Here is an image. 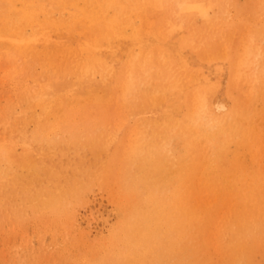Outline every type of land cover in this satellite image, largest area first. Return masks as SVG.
I'll use <instances>...</instances> for the list:
<instances>
[{
  "label": "rangeland",
  "instance_id": "rangeland-1",
  "mask_svg": "<svg viewBox=\"0 0 264 264\" xmlns=\"http://www.w3.org/2000/svg\"><path fill=\"white\" fill-rule=\"evenodd\" d=\"M174 1L175 0H167L165 7H163L161 10H157L155 12L150 13L151 19H153L154 24H155V30L157 29L161 34L163 33L162 34V41H161L158 49L155 50L156 54H155V52L153 53L154 54L153 55V63H152L153 67L151 68L149 75L144 74V72H142V71H139L138 68H136V70L133 73V77H134L133 80L136 79L135 82H137L138 89H139V86L141 85L140 86L141 91L138 90L139 92H137V93L133 92L130 95H126V91H125V94H124V96L126 95L125 97H123V95L121 93L124 92V87L126 85V83H124V82L127 81L125 79H127V74H128V69H129L127 59H128V51L130 50V48L128 47L127 43L122 42V41H120L121 43H118V44L114 43V42H113V44H111L107 40H105V37H103L105 35V34H103L105 31L103 30V24L102 23H100L96 28H93V26H89V25H83L82 27H80V30H76V34H71L70 37L67 38V40H66L67 48L70 50V52L68 50V51H65L64 53H60V54L57 53L56 54L57 58L55 57L56 60L55 59L53 60L54 64H53L51 71L47 70L45 68H42L38 64H35L34 61L29 59V58H24V57H16L15 58L14 56H16V55H10L7 53L6 50L0 48V147L5 148L7 154L11 153L12 161H13L12 165L9 164L10 170H8V171H10V172L9 173L6 172L4 174L5 179L3 177V180H0L1 181L0 185L3 186L2 188L0 186V205H1L0 206V233H2V234H0V239H1L0 240V243H1L0 244V261H1L0 264H29V263L30 264H65V263L66 264H71V263L72 264H84V263L85 264L86 263L87 264H91V263L92 264H104V263L110 264V262L112 260V256L114 255V253H116L119 249H121L123 247V245H121V244H123V242L122 241L120 242L119 240H117L118 237H116L118 229L120 228V226H122V222L125 219V217L127 216V214L129 212L132 213L133 208L136 205L142 204L143 199L147 197V188L145 187V184L143 183L144 176L149 177L151 179V181H153V182L158 181L159 177L160 178L164 177L166 179V180L163 179L164 183H165L163 185V191H164L166 198L168 200L165 202L168 203V205H170L169 208L171 207V209H172V207L175 206V203H173V199L175 197L179 198L180 195H182L183 198L186 197V199H184V204L188 202L187 204H185V206L188 209L196 207L197 204L193 201V199L192 198L188 199V197L186 196L187 193L182 188V187H184V185L182 186V183L180 184L179 174H176V173H178V170H179L178 161H180V157L182 156V153H183L184 138L180 134V132L178 131V127H176L175 125H176L177 120L184 123V120L187 118L188 114L190 113V111L193 107L192 103H193L195 97L198 96L197 94H199V97L200 96L203 97V95H204L203 93H205L203 98H205L207 100V103L209 105L208 110H209L211 117L213 119H215L216 121H221L223 123H227L229 121L230 122L235 121V127L236 128H235L234 132L232 133L233 138H231L230 141L227 140L228 144L226 143L225 148H224V146H218L212 152V156H210L211 162H210L208 169H207V172H209V173L206 172V175H208V176L206 177L207 179H203L204 185H202V187H201V191H202L201 193H202L204 199H206V197H207L206 202L202 198V201H203L202 203L204 205L201 203L202 204L201 210L203 211V218L205 220H203L204 222L202 221L203 226H202V223L199 224V225H201V227L196 225L197 229L196 228L194 229V233L197 231L196 233L199 236H197V234H196L197 237H195V238H197V239L194 238L196 241L193 240L192 242H193V244H195L196 242H197V244H201L204 242L203 243L204 245L203 244L201 246L199 245L200 247L197 245L198 247L195 250H196V252L198 250L202 251V252H197V256H199L202 259L205 258L203 260H204V262L207 261V263H209L211 259H212L211 261L214 262L217 259L219 260L221 258H223V259L225 258V260L228 262V264H231V263L232 264H240V263L241 264L242 263L243 264H258V263L264 264V252H263V250H264V196H263L264 195V172H263L264 171V167H263L264 166V138H262V137H264V108L262 109V107L264 106V97H263V95H264V91H263V89H264V74H263L264 73V63H263L264 62V50H263L264 49V44H263L264 43V22H263L264 21V6H263L264 0H249V1L248 0H246V1L245 0L244 1L243 0H241V1L240 0H215V1L214 0H200V2L202 1L201 3H203V4H205V3L209 4L212 7L213 11L215 12V15H213V12H211V18H210L211 20H208L207 18L199 15L196 12L193 14H192V11L191 12H184V13L179 12L180 10L178 9L177 4ZM230 1H232V2H230ZM6 2H7V0H0L1 10L6 9ZM221 2H223V3H221ZM244 2L247 4H245ZM220 3L222 5H219ZM249 3H251V4L249 5ZM215 4H217V5H215ZM245 6H247V8ZM222 8H223V10H222ZM251 8H253V9H251ZM233 11L235 13H233ZM256 11H258L259 14ZM189 13L192 15H190ZM167 15H169L170 18ZM171 15H172V17H171ZM218 15L220 16L219 20H217ZM245 16L247 19L245 18ZM183 18H184V20H183ZM220 18H221V20H220ZM222 18L223 19L225 18V19L223 20ZM193 19H194V21H193ZM198 19H201V22ZM239 19L241 20V22H239ZM243 21H245V22H243ZM207 24H209V26ZM222 24H224V25L221 26ZM243 26L245 27V29ZM201 27L203 30L201 29ZM220 27H221V29H219ZM257 27L259 29H257ZM223 28H224V30H223ZM187 29H188V31H187ZM170 30H171V32H170ZM213 30H215V31H213ZM230 30H232V31H230ZM209 32H210V35H209ZM100 33L102 35H100ZM211 33H213V34H211ZM217 33L219 34V36H217L218 35ZM226 33H227V36H226ZM202 35H203V37H202ZM252 35H253V37H252ZM56 36H57L56 34L52 35V40H55ZM261 36H263V37H261ZM76 37L79 39H77ZM92 37H93V39H92ZM175 37H176V39H175ZM191 37H192V39H191ZM183 38H184V40H183ZM251 39L253 42L251 41ZM180 40H182V41H180ZM197 40H198V42H197ZM221 40H223L222 44H221ZM249 40H250V43L253 46L252 48L256 52L257 56H256V58L254 57L252 64L243 70L242 77L237 80L236 71H237V66H238V60L240 59V55L242 53L243 46L245 45L246 41H249ZM89 41H90V43H88ZM94 41H97L99 43V45H101L103 43L101 46H103V45L104 46L103 47L100 46L98 48V50H100V53H101L100 55H101L102 60L103 61L108 60V61H105V65L107 64L108 67H106L107 69L106 68L101 69L100 68L101 65H98V66L96 65L97 67H94L95 73L89 77L90 79L87 78L86 82H85V80H83L81 83H79L78 81H76L74 75H75V71H78V68H77L78 64L77 63L79 62L78 60H80V57H81L80 45L81 44L83 45L85 43L84 46H87V45H90ZM70 42H71V44L69 45ZM179 42H181V43H179ZM183 42H184V45L182 44ZM256 42H259L260 44L256 43ZM79 43H81V44H79ZM224 43H225L226 47H225ZM77 45H79V48ZM215 45H216V47H215ZM113 46H115L116 48ZM160 46H161V48H160ZM112 47L115 48L114 51H113ZM215 48H217V49H215ZM223 49H225V52H223L224 51ZM106 50H108V51H106ZM118 50L120 52H118ZM76 51H77V53H76ZM105 51H106V54H105ZM115 51H117V52H115ZM162 51H163V55L165 58L161 57ZM176 51H178L179 53L182 52V56L188 61V64L186 67L181 65V62L178 58ZM188 53H190V54H188ZM225 53H226V55H225ZM69 55H71V56H69ZM105 55L107 57H105ZM111 55L113 56L112 59H111V57H112ZM116 55H117V57H115ZM74 56L76 59L73 58ZM185 56H187V57H185ZM76 60H77V62H76ZM156 60L158 61V63ZM226 60H228V61H226ZM58 62H59V64H58ZM115 63H117V65ZM227 64H228V66H227ZM60 65H62V66H60ZM166 65H169L171 68L167 67ZM180 65H181V67H180ZM102 66H104V65H102ZM188 66H191V67H188ZM7 67H8V69H7ZM177 67H179V68H177ZM99 68H100V70H99ZM111 69H113V71ZM124 69H125V71H124ZM176 69H178V71ZM185 69H187V70H185ZM254 69H255V71H254ZM164 70H165V72H163ZM174 70H175V72H174ZM220 70H222L223 74H222V72L221 73L219 72ZM101 71H103V72H101ZM159 71L161 73H159ZM100 72H101V74H100ZM119 72H120V74H122L121 76H120ZM123 74H124V77H122ZM186 74H188V75H186ZM104 75H107V76H104ZM110 75H113V76H110ZM142 75H145V76H143V78H142ZM254 76H255V78H254ZM63 77L65 78L64 81H63ZM97 77H99V78H97ZM103 77H105V79ZM177 78H178V80H177ZM151 79H152V81H151ZM226 79H227V82H226ZM53 81H54V83H53ZM121 81H122V83H121ZM50 82H52V84H50ZM184 82H186V85ZM85 83L87 86L85 85ZM113 83L114 84L116 83V84L114 85ZM161 83H162V85H161ZM217 85H219V86L217 87ZM67 86H69V87H67ZM145 86H146V88H145ZM259 86L261 89L263 88L262 91H261V89H259ZM101 87L103 88V91H101L102 90ZM116 88H118V89L115 91ZM44 89H47L48 92L52 96L58 98L59 101L61 102V106L57 110H53L50 113L49 117H47L39 109H34L30 106V104H28V101L31 100V98H33L36 94L43 92ZM97 89H99V90L97 91ZM154 90H158L160 92L157 95L163 96L162 92L167 94L168 101H166V102L160 101L158 104H153L152 100H150V99H152V95L149 93H152ZM202 90H205V92L204 91L202 92ZM189 91H191L192 93ZM199 91L201 92V94ZM75 92H77V94H79L77 97H75V94H76ZM258 92H260V93H258ZM223 93H224V95H223ZM116 94H117V96H116ZM190 95H192V96L194 95L193 98ZM243 95H246V96H243ZM133 96L135 97L134 100H133ZM117 97L119 100L117 99ZM127 97H129V98H127ZM86 98H88L89 100ZM188 98H190V99H188ZM91 99H93V101ZM126 100L128 103L125 107L124 103L126 102ZM140 101H142V103ZM249 101H250V103H247ZM98 102H100L101 105ZM102 102L107 104V105L103 104ZM120 102H121V105L119 104ZM147 102H149L150 104ZM175 102H177V103H175ZM160 104H161V106H160ZM218 104L225 105L226 106L225 109H219L218 110ZM230 104H232V106ZM250 104H251V106H250ZM116 105H118V106H116ZM237 105H238V107H237ZM252 105H254V106H252ZM141 106L142 107L145 106V107L142 108ZM146 106H148L149 108ZM159 106H160V108H159ZM179 106H181V107H179ZM242 106L244 107V109ZM249 107H251L250 109L252 111L249 109ZM255 107H256V109H254ZM17 108H19L20 110ZM259 108H260V110H259ZM102 109H103V111H102ZM155 109L157 110L158 114L156 113ZM14 110L16 112L17 111L18 112L16 113V112H14ZM118 110H120V111H118ZM216 110H218V111H216ZM99 115H102V117L104 118V121H103V118ZM42 117L44 119H42ZM249 117H251V118H249ZM252 117H254L253 118L254 120L252 119ZM130 118H133V119H130ZM105 119H106V121H105ZM116 119H118V120H116ZM245 119L247 120V122H245ZM248 119H249V121H248ZM156 120L158 121V124H156L157 123ZM153 121L155 122V124H153L154 123ZM164 122H165V124H164ZM144 123H145V125H144ZM261 123H263V124H261ZM106 124H108L109 126H107ZM146 124L149 126H147ZM259 124H261V125H259ZM105 125L107 128L105 127ZM133 125H135V127H133ZM157 125H159V127ZM136 126H139V127H136ZM114 128L116 129V131ZM134 128H135L136 132L134 131ZM130 129H131V131H130ZM159 129H161V130H159ZM137 130H139V131H137ZM143 130H146V131H143ZM103 131H104V133H102ZM159 131H160V133H159ZM170 132H171V134H170ZM236 132H238L239 134L237 133V135H236ZM248 132H250V133H248ZM255 132H257L259 134L255 133ZM2 134H4V135L2 136ZM91 134H93V135H91ZM145 134H147V135H145ZM248 134H251L252 137H251V135L247 136ZM130 135H132V136H130ZM148 135L150 136L149 138H148ZM151 135L154 137H152ZM92 136L94 137L95 140L92 138ZM168 136H169V138H168ZM237 136L238 137L240 136V138H238ZM144 137L147 139H145ZM255 137L257 138V140ZM159 138H161V139H159ZM242 139H244L247 142H245ZM161 140H163V141H161ZM165 140H166V142H165ZM167 140H169V141H167ZM236 140H237V142H236ZM95 141H97V142H95ZM154 141L156 143L158 142V144H156ZM159 141H160V144H159ZM164 142H165V145L167 144L166 146L164 145ZM168 142H170V143L172 142L171 145ZM127 143H129V144H127ZM92 144L93 145L95 144V145L93 146ZM179 144H181V145H179ZM146 145H148L150 148L154 145L155 148L158 150V152H160L161 150H162V152L168 151V153H167L168 156L165 153V165L163 168V170L166 169V171L164 170L162 175H160V174L158 175L155 172H149L150 175L146 172L143 173L140 168L134 167V164L132 162L128 161V156L130 154V151L133 148H135L136 146L146 147ZM161 145L163 147H161ZM82 146H83V148H82ZM99 146H101V147H99ZM73 147L76 148V150H74ZM81 149H82V151H80ZM99 149H101V150H99ZM223 149H224V151H223ZM249 149H250V151H249ZM70 150H71V152H70ZM261 150H263V152ZM67 151H69V152H67ZM247 151H249V152L247 153ZM94 152H96V154ZM107 153H109V154H107ZM171 153L172 154L174 153V154L170 158L169 155L171 156L172 155ZM250 153H252V154H250ZM85 154H86V156H85ZM103 154H104V156L106 155L104 158H103ZM257 154L259 156H257ZM68 155H70V157ZM56 158H58L59 160ZM216 158L218 159V161ZM106 159L109 161H107ZM214 160H215V162H213ZM18 161H19V163H18ZM228 161H231V162H228ZM87 162H88V164H87ZM109 162H111V163H109ZM222 162H224V163L222 164ZM105 163H106V165H105ZM118 163H119V165H122V164L123 165L118 166ZM226 163L228 165L227 167H226ZM242 163H243V165H242ZM57 164H58V166H57ZM63 164L65 166H63ZM82 164H84V165H82ZM103 165H105L106 168L103 167ZM100 166H102V168H100ZM233 166L235 167V170H232V169H234ZM122 167L124 168V170ZM166 167H168V168H166ZM63 168H66V169H63ZM95 168L97 169L98 173H97ZM98 168H100V169H98ZM237 168H238V170H237ZM241 168H243V169H241ZM244 168L245 169L247 168V169L245 170ZM101 169H104V170H101ZM212 169H214V171L216 172V175ZM23 170H24V172H23ZM54 170L57 174L54 172ZM61 170H63V172ZM218 170H220L222 172H217ZM229 170L231 171V173H229L230 172ZM17 171L19 172V174H17ZM94 171L96 172V174L94 173ZM130 171H132V172H130ZM138 171L142 172L143 174L139 173ZM210 171H211V173H210ZM251 171H252V173H251ZM136 172L138 174H136ZM164 172H166V173H164ZM244 172H245V174H244ZM103 173H104V176H103ZM130 173L132 174V176ZM133 173L135 174V176L136 175L137 176L135 177L133 175ZM145 173L148 174V176ZM212 173H214V174H212ZM257 173H259V174H257ZM87 174H89V175H87ZM98 174L101 176H99ZM123 174H124V176H123ZM154 174H155L156 178H155ZM210 174H211V176H210ZM21 175H22V177H21ZM94 175L96 177L89 178V177H92ZM127 175H129L130 178ZM138 175H140V176H138ZM218 175H220V176H218ZM223 175H225V176H223ZM256 176H259V177H256ZM260 176L263 178H261ZM97 177L99 180L97 179ZM101 177H102V179H101ZM209 177H211L210 179H212V180H210ZM90 179H92V181L93 180L94 181L92 182ZM103 179L104 180L106 179L105 182ZM231 179H232V181H231ZM260 179H262V181ZM137 180L139 181V183ZM204 180H206V181H204ZM208 180H210V181H208ZM2 181H4V182H2ZM140 181H142V182H140ZM62 182H64V183H62ZM77 182H79V184L85 185L87 187V191L85 192V194L83 193L82 197H80L79 200L83 199V197H85L87 199L85 200V198H84L83 199L84 201L81 200L83 202L78 201V199H77V201L75 200L76 202L75 201L71 202L72 203L71 209L76 210V211L74 210L75 214H73V219H66L65 220L66 217L63 213L62 214L51 213V210L49 209V207H47L45 205V203L47 202V196L49 195L48 193L50 191L53 192L54 190L64 191V190L68 189V187L70 185L75 184ZM100 183H101V185H100ZM217 183H218V185L220 184L219 185L220 187L217 185ZM132 184H133L134 190L132 189V187H130V186H132ZM143 184H144V186H143ZM221 184H222L223 188H221L222 187ZM240 184H241L242 188H241ZM4 185H5V187H4ZM140 185H142V187H140ZM88 187H89V189H88ZM92 187H93V189H92ZM135 187H136V189H135ZM205 187L206 188L208 187V188L206 189ZM226 187H228V188H226ZM249 187L251 190L249 189ZM90 188H91L92 192L90 191ZM110 188L111 189L114 188L113 189L114 191L112 192V190ZM124 189L128 190L129 192L124 191ZM138 189H140V190H138ZM209 189L212 191H210ZM216 189H217V191H216ZM228 189H229V192H226V191H228ZM230 189H231V191H230ZM121 190H123V192H121ZM221 190H223V191H221ZM181 191H182V193H181ZM205 191H206V193H205L206 195L203 194ZM233 191L235 194L233 193ZM217 192H218V194H216ZM110 193L112 194V196L114 198L111 196ZM107 194H110L109 198H108ZM102 195H103V197L104 196H107V197L102 199ZM115 195H117V196H115ZM122 195H124V196H122ZM221 197H222V200L224 199L223 201L220 199ZM227 197H229V198H227ZM45 198H46V200H45ZM122 198H126V199H122ZM130 198H132V200H134V202L131 201ZM243 198H245V199H243ZM114 199H116V200H114ZM135 199H137V200H135ZM170 199H171V202H170ZM208 199L209 200L215 199V200L212 201L213 202L212 203ZM113 200H114V202H113ZM138 200H140V202ZM43 201H45V202H43ZM117 201H118V203H117ZM125 201L126 202L129 201V202L126 203ZM209 202H211V203H209ZM214 202H215V204H214ZM223 202H225V203H223ZM124 203L127 204V207L125 206L126 204H124ZM208 203L210 204V206ZM80 204H82V205H80ZM128 204L131 207H129ZM194 204H195V206H194ZM212 204H214V205H212ZM224 205H225V208H224ZM248 205H249V207H248ZM76 206H78V207L76 208ZM81 206H83V207H81ZM45 207H47V208H45ZM73 207H75V208H73ZM210 207H212L214 209L216 208L215 211L212 212L214 209H212V208L210 209ZM229 207H231V209L234 210L235 212L232 211ZM243 207H245V208H243ZM123 208H125V209H123ZM42 209L44 210L43 212H42ZM130 209H131V211H130ZM206 209H208V210L206 211ZM220 209H221V211H220ZM229 209H230V211H229ZM242 210H243V212H242ZM82 211H84V212H82ZM210 211L212 214L210 213ZM219 211H220V213L222 211L223 212L220 214ZM229 212H230V215H229ZM234 213H235L236 217L233 216ZM204 215H206V218ZM57 216H59V217H57ZM107 216H108V218H107ZM215 216H216V218H215ZM224 216H225V218H224ZM227 216L229 217V219L227 218ZM220 218H223V219H220ZM207 219H210L211 222H210V220L207 221ZM212 219H215V220H212ZM227 219H228V221H227ZM108 222L111 224H109ZM227 222L230 226L227 224ZM58 223H59V225H58ZM119 223H120V225H119ZM18 224H19V226H18ZM33 225H34V227H33ZM206 225L210 229H208V228L204 229V227L206 228ZM214 225H216V226H214ZM3 226H4V228H3ZM61 226H62V228H61ZM228 226L231 229L233 228L232 232ZM19 227H21V228H19ZM211 227H212V229H211ZM109 228H111V229H109ZM63 229H64V231H63ZM222 229L224 230V232ZM215 230L216 231L222 230L221 232H223V234H221V236H220L221 232L219 233V231L216 232ZM234 230H235V232H234ZM34 231H36V232H34ZM33 232L35 233V236H34ZM49 233H51V234H49ZM53 233H58V234L53 235ZM243 233L246 235H244ZM242 234L244 237L242 236ZM262 234H263V236H262ZM36 235H37V237H36ZM78 236H80L79 237L80 242H79V240H76L78 238ZM194 236H195V234H194ZM215 236L220 237V240H219L220 242H217L218 240ZM222 236H223V238H222ZM230 236H231V239H229ZM115 237H116V239H115ZM33 238H35L36 240ZM46 238H47V240H46ZM20 239H21V241H20ZM66 239H67V241H66ZM252 239H254V240H252ZM48 240H50V241H48ZM51 240H53V241H51ZM63 240L66 242H64ZM96 240H98V241H96ZM104 241H105V243H104ZM117 241H118V244H117ZM248 241H249V243H248ZM259 241L262 243H260ZM58 243H62L63 245L62 244L59 245ZM73 243L74 244L76 243V244L74 245ZM228 243L229 244L231 243V244L229 245ZM258 243L260 244V246L258 245ZM4 244H6V245H4ZM24 244H25V246H24ZM209 244H211L212 247ZM64 245L66 246V248L64 247ZM261 245H262V247H261ZM226 246H228V247H226ZM248 246H250L251 250L249 249ZM55 247H56V249H54ZM67 247H68V249H67ZM84 247H85V249H84ZM98 247H99V249H98ZM217 247H219L221 249H218ZM31 248L32 249L34 248V249L32 250ZM103 248H105V249H103ZM113 248H115V250ZM237 248H239V249H237ZM243 248H244V250H243ZM246 248L248 250H246ZM252 248H254V249H252ZM261 248H263V249H261ZM73 249H74V251H73ZM202 249H204L206 252L203 251ZM225 249L227 250V253H226ZM240 249H242V250H240ZM258 249H260V252ZM16 250H17V252H16ZM236 250H238L241 254H239V252H237ZM12 251H14V252H12ZM60 251H62L61 252L62 254L60 253ZM243 251H244V253H243ZM256 251H258L259 253ZM31 252H32V254H31ZM216 252H217V254H216ZM230 252L231 253L234 252V253H232V256H231ZM246 252L248 255L246 254ZM6 253H7V255H6ZM104 253H106V254H104ZM164 253H165V251H164ZM212 253H213V255H211ZM236 253H238V255ZM49 254H50V257H49ZM109 254H111V255H109ZM203 254H205V256H203ZM219 254H222L221 255L222 257ZM225 254H226V256H225ZM258 254H260V255H258ZM28 255H29V257H28ZM83 255L85 258L83 257ZM66 256H68L69 258ZM212 256H213L214 260H213V258H211ZM245 257H247V258H245ZM165 258L168 259L167 256ZM237 258H240L242 260H240V259L238 260ZM250 258H252L251 259V260H253L252 262L250 261ZM108 259H109V261H108ZM14 260H15V262H14ZM32 260H34V261H32ZM57 260H59V261L57 262ZM21 261H23V262H21ZM45 261H46V263H45ZM172 264H174V262H172Z\"/></svg>",
  "mask_w": 264,
  "mask_h": 264
},
{
  "label": "bare ground",
  "instance_id": "bare-ground-1",
  "mask_svg": "<svg viewBox=\"0 0 264 264\" xmlns=\"http://www.w3.org/2000/svg\"><path fill=\"white\" fill-rule=\"evenodd\" d=\"M166 1L167 0H7L6 2V9L5 10H1L0 8V48L4 49L7 51L8 54L10 55H16L14 56L16 57H24V58H29L31 60L34 61L35 64L40 65L42 68H45L47 70L52 69L53 64H54V59L56 60V54H60V53H64L65 51H68L69 49L67 48V43L66 40L67 38L70 37L71 34H76V30H80V27H82L83 25H89V26H93V28H96L100 23L103 24V30L105 31L103 34H105L103 37H105V40H107L109 43L113 44L114 43H121L125 42L127 43L128 47L130 48V50L128 51V59H127V63H128V74H127V80L126 85L124 87V92L121 93L123 95V97H125L126 95H130L131 93H137L139 92L138 90H140V86L138 89L137 86V82H135L134 77H133V73L136 70V68H138L139 71L144 72V74L149 75L153 63V53L155 52L156 49H158L161 41H162V34L156 29L155 30V24L153 19H151L150 13L151 12H155L157 10H161L163 7H165L166 5ZM215 1V0H214ZM241 1V0H240ZM244 1V0H243ZM246 1V0H245ZM249 1V0H248ZM177 4V7L179 12H191L193 13H198L199 15L207 18L208 20H211V12H213V15H215V12L213 11L212 7L209 4H203L200 2V0H175L174 1ZM226 2V1H225ZM224 2V3H225ZM232 2V1H230ZM223 3V2H221ZM219 5H222V4ZM245 3V2H244ZM247 4V3H245ZM251 3H249L250 5ZM217 5V4H215ZM218 5V6H219ZM229 5V4H228ZM224 6V5H223ZM264 6V5H263ZM233 7V6H232ZM247 8V6H245ZM219 8V7H218ZM250 8V7H249ZM176 9V8H175ZM221 9V8H220ZM244 9V8H243ZM253 9V8H251ZM223 10V8H222ZM238 11V10H237ZM220 12V11H219ZM224 12V11H223ZM258 14L259 12L256 11ZM222 13V12H221ZM233 13H235L233 11ZM249 13V12H248ZM169 14V13H168ZM190 14V13H189ZM190 14V15H192ZM227 14V13H226ZM220 15V14H219ZM217 16V20H219V17L221 16ZM248 15V14H247ZM169 17V15H167ZM179 16V15H178ZM183 16V15H182ZM185 16V15H184ZM261 16V15H260ZM263 16V15H262ZM172 17V15H171ZM251 17V16H250ZM170 18V17H169ZM193 18V17H192ZM226 18V17H225ZM224 18V19H225ZM246 18V16H245ZM161 19V18H160ZM223 19V18H222ZM223 19V20H224ZM247 19V18H246ZM262 19V18H261ZM170 20V19H169ZM177 20V19H176ZM184 20V18H183ZM201 22V19H198ZM221 20V18H220ZM222 20V21H223ZM258 20V19H257ZM194 21V19H193ZM197 21V20H196ZM247 21V20H246ZM254 21V20H253ZM239 22H241V20L239 19ZM238 22V23H239ZM245 22V21H243ZM264 22V21H263ZM229 23V22H228ZM205 24V23H204ZM213 24V23H212ZM211 24V25H212ZM227 24V23H226ZM232 24V23H231ZM240 24V23H239ZM238 24V25H239ZM245 24V23H244ZM206 25V24H205ZM209 26V24H207ZM224 24H222L221 26H223ZM246 25V24H245ZM165 26V25H164ZM198 26V25H197ZM214 26V25H213ZM230 26V25H229ZM162 27V26H161ZM236 27V26H235ZM234 27V28H235ZM244 27V26H243ZM248 27V26H247ZM252 27V26H251ZM263 27V26H262ZM164 28V27H163ZM199 28V27H198ZM238 28V27H237ZM175 29V28H174ZM189 29V28H188ZM187 29V31H188ZM202 29V27H201ZM221 29V27L219 28ZM245 29V27H244ZM257 29H259L257 27ZM162 30V29H161ZM168 30V29H167ZM200 30V29H199ZM203 30V29H202ZM224 30V28H223ZM234 30V29H233ZM251 30V29H250ZM215 31V30H213ZM228 31V30H227ZM226 31V32H227ZM232 31V30H230ZM171 32V30H170ZM190 32V31H189ZM188 32V33H189ZM193 32V31H192ZM196 32V31H195ZM204 33V32H203ZM224 33V32H223ZM240 33V32H239ZM56 34V39L52 40V35ZM184 34V33H183ZM198 34V33H197ZM202 34V33H201ZM205 34V33H204ZM213 34V33H211ZM218 34V33H217ZM100 35H102L100 33ZM169 35V34H168ZM210 35V32H209ZM224 35V34H223ZM200 36V35H199ZM215 36V35H214ZM219 36V34L217 35ZM222 36V35H221ZM220 36V37H221ZM227 36V33H226ZM102 37V36H101ZM168 37V36H167ZM196 37V36H195ZM203 37V35H202ZM205 37V36H204ZM209 37V36H208ZM253 37V35H252ZM263 37V36H261ZM77 38V37H76ZM210 38V37H209ZM222 38V37H221ZM79 39V38H77ZM93 39V37H92ZM176 39V37H175ZM192 39V37H191ZM215 39V38H214ZM223 39V38H222ZM233 39V38H232ZM231 39V40H232ZM260 39V38H259ZM258 39V40H259ZM91 40V39H90ZM184 40V38H183ZM200 40V39H199ZM76 41V40H75ZM82 41V40H81ZM80 41V42H81ZM101 41V40H100ZM171 41V40H170ZM182 41V40H180ZM190 41V40H189ZM223 40H221V44ZM252 41V39H251ZM173 42V41H172ZM176 42V41H175ZM198 42V40H197ZM196 42V43H197ZM206 42V41H205ZM253 42V41H252ZM76 43V42H75ZM90 43V41L88 42ZM106 43V42H105ZM181 43V42H179ZM194 43V42H193ZM201 43V42H200ZM199 43V44H200ZM232 43V42H231ZM259 43V42H256ZM71 44V42L69 43V45ZM73 44V43H72ZM78 44V43H77ZM81 44V43H79ZM103 44V43H102ZM101 44V45H102ZM184 45V42L182 43ZM191 44V43H190ZM203 44V43H202ZM201 44V45H202ZM260 44V43H259ZM264 44V43H263ZM85 43L82 45H80V50H81V57L80 60H78L79 62L77 63V68L78 71H75V79L76 81H78L79 83H81L83 80H87V78H89L91 75H93L95 73V69L94 67H97L98 65H101V69L108 67L107 64L105 65V61L108 60H102L101 58V53L100 50H98V48L101 46L99 45V43L97 41L92 42L90 45L84 46ZM110 45V44H109ZM115 45V44H114ZM225 45V43H224ZM79 48V45H77ZM104 46V45H103ZM101 46V47H103ZM182 46V45H181ZM196 46V45H195ZM232 46V45H231ZM69 47V46H68ZM115 47V46H113ZM112 47V48H113ZM119 47V46H118ZM197 47V46H196ZM202 47V46H201ZM216 47V45H215ZM226 47V45H225ZM253 46L249 41H246L245 45L242 48V53L240 55V59L238 60V66H237V71H236V78L237 80L240 79L242 77V72L245 68L249 67L252 64V61L254 60V57L256 58L257 54L254 51V49L252 48ZM261 47V46H260ZM77 48V49H78ZM116 48V47H115ZM115 48H113V51L115 50ZM161 48V46H160ZM163 48V47H162ZM203 48V47H202ZM223 48V47H222ZM107 49V48H106ZM185 49V48H184ZM195 49V48H194ZM217 49V48H215ZM227 49V48H226ZM236 49V48H235ZM260 49V48H259ZM79 50V51H80ZM102 50V49H101ZM104 50V49H103ZM112 50V49H111ZM182 50V49H181ZM203 50V49H202ZM201 50V51H202ZM225 52V49H223ZM264 50V49H263ZM78 51V50H77ZM76 51V53H77ZM108 51V50H106ZM105 51V54H106ZM257 51V50H256ZM261 51V50H260ZM259 51V52H260ZM70 52V50H69ZM72 52V51H71ZM117 52V51H115ZM118 52H120L118 50ZM75 53V52H74ZM113 53V52H112ZM178 58L181 62V65H183L184 67L187 66L188 61L182 56V52H178L176 51ZM80 54V53H79ZM156 54V52H155ZM190 54V53H188ZM73 55V54H72ZM226 55V53H225ZM235 55V54H234ZM68 56V55H67ZM71 56V55H69ZM112 56V55H111ZM56 57V58H55ZM64 57V56H63ZM105 57H107L105 55ZM110 57V56H109ZM117 57V55L115 56ZM158 57V56H157ZM161 57L165 58L163 55V51L161 52ZM187 57V56H185ZM235 57V56H234ZM71 58V57H70ZM75 58V56L73 57ZM79 58V57H78ZM113 58V56L111 57V59ZM177 58V59H178ZM190 58V57H189ZM76 59V58H75ZM156 59V58H155ZM65 60V59H64ZM67 60V59H66ZM115 60V59H114ZM118 60V59H117ZM126 60V59H125ZM195 60V59H194ZM234 60V59H233ZM68 61V60H67ZM157 61V60H156ZM190 61V60H189ZM225 61V60H224ZM228 61V60H226ZM261 61V60H260ZM77 62V60H76ZM196 62V61H195ZM262 62V61H261ZM68 63V62H67ZM72 63V62H71ZM118 63V62H117ZM117 63H115L117 65ZM158 63V61H157ZM169 63V62H168ZM228 63V62H227ZM264 63V62H263ZM59 64V62H58ZM57 64V65H58ZM156 64V63H155ZM13 65V64H12ZM97 65V66H96ZM104 65V66H102ZM112 65V64H111ZM127 65V64H126ZM154 65V64H153ZM158 65V64H157ZM180 65V67H181ZM35 66V65H34ZM62 66V65H60ZM68 66V65H67ZM161 66V65H160ZM167 67H170L169 65H166ZM178 66V65H177ZM228 66V64H227ZM64 67V66H63ZM120 67V66H119ZM157 67V66H156ZM165 67V66H164ZM163 67V68H164ZM173 67V66H172ZM176 67V66H175ZM191 67V66H188ZM187 67V68H188ZM99 68V70H100ZM115 68V67H114ZM125 68V67H124ZM171 68V67H170ZM179 68V67H177ZM8 69V67H7ZM107 69V68H106ZM109 69V68H108ZM118 69V68H117ZM165 69V68H164ZM183 69V68H182ZM98 70V69H97ZM113 71V69H111ZM110 70V71H111ZM158 70V69H157ZM160 70V69H159ZM167 70V69H166ZM172 70V69H171ZM178 71V69H176ZM180 70V69H179ZM187 70V69H185ZM3 71V70H2ZM125 71V69H124ZM170 71V70H169ZM176 71V72H177ZM182 71V70H181ZM224 71V70H223ZM255 71V69H254ZM7 72V71H6ZM97 72V71H96ZM103 72V71H101ZM100 72V74H101ZM106 72V71H105ZM104 72V73H105ZM165 72V70L163 71ZM173 72V71H172ZM175 72V70H174ZM204 72V71H203ZM220 73L222 72V70L219 71ZM99 73V72H98ZM103 73V74H104ZM111 73V72H110ZM109 73V74H110ZM122 73V72H121ZM159 73H161L159 71ZM169 73V72H168ZM167 73V74H168ZM171 73V72H170ZM190 73V72H189ZM188 73V74H189ZM70 74V73H69ZM108 74V73H107ZM120 74V72H119ZM177 74V73H176ZM175 74V75H176ZM186 74V75H188ZM223 74V72H222ZM221 74V75H222ZM264 74V73H263ZM96 75V74H95ZM122 74H120L121 76ZM154 75V74H153ZM161 75V74H160ZM166 75V74H165ZM164 75V76H165ZM169 75V74H168ZM174 75V74H173ZM172 75V76H173ZM181 75V74H180ZM179 75V76H180ZM198 75V74H197ZM260 75V74H259ZM262 75V74H261ZM98 76V75H97ZM101 76V75H100ZM107 76V75H104ZM113 76V75H110ZM119 76V75H118ZM145 75H142V78ZM124 77V74L123 76ZM154 77V76H153ZM163 77V76H162ZM166 77V76H165ZM184 77V76H183ZM186 77V76H185ZM222 77V76H221ZM248 77V76H247ZM262 77V76H261ZM99 78V77H97ZM105 79V77H103ZM108 78V77H107ZM172 78V77H171ZM181 78V77H180ZM190 78V77H189ZM255 78V76H254ZM57 79V78H56ZM64 77H63V81H64ZM90 79V78H89ZM92 79V78H91ZM139 79V78H138ZM249 79V78H248ZM51 80V79H50ZM120 80V79H119ZM156 80V79H155ZM172 80V79H171ZM178 80V78H177ZM188 80V79H187ZM49 81V80H48ZM52 81V80H51ZM90 81V80H89ZM88 81V82H89ZM152 81V79H151ZM166 81V80H165ZM176 81V80H175ZM249 81V80H248ZM40 82V81H39ZM107 82V81H106ZM114 82V81H113ZM156 82V81H155ZM179 82V81H178ZM227 82V79H226ZM250 82V81H249ZM252 82V81H251ZM54 83V81H53ZM105 83V82H104ZM122 83V81H121ZM186 85V82H184ZM253 83V82H252ZM50 84H52V82H50ZM96 84V83H95ZM114 84V83H113ZM116 84V83H115ZM114 84V85H115ZM154 84V83H153ZM241 84V83H240ZM40 85V84H39ZM86 85V83H85ZM162 85V83H161ZM191 85V84H190ZM42 86V85H41ZM74 86V85H73ZM76 86V85H75ZM78 86V85H77ZM87 86V85H86ZM97 86V85H96ZM219 85H217L218 87ZM226 86V85H225ZM253 86V85H252ZM45 87V86H44ZM52 87V86H51ZM69 87V86H67ZM108 87V86H107ZM111 87V86H110ZM116 87V86H115ZM143 87V86H142ZM249 87V86H248ZM41 88V87H40ZM50 88V87H49ZM48 88V89H49ZM53 88V87H52ZM96 88V87H95ZM102 88V87H101ZM146 88V86H145ZM152 88V87H151ZM187 88V87H186ZM118 88L115 89V91ZM153 89V88H152ZM159 89V88H158ZM193 89V88H192ZM225 89V88H224ZM245 89V88H244ZM256 89V88H255ZM259 89L260 86H259ZM263 89V88H262ZM261 89V91H262ZM77 90V89H76ZM88 90V89H87ZM99 89H97L98 91ZM111 90V89H110ZM109 90V91H110ZM145 90V89H144ZM248 90V89H247ZM103 91V88L102 90ZM112 91V90H111ZM126 91V95L124 96ZM141 91V90H140ZM193 91V90H192ZM195 91V90H194ZM205 92V90H202V92ZM215 91V90H214ZM236 91V90H235ZM264 91V89H263ZM191 92V91H189ZM200 92V91H199ZM249 92V91H248ZM75 97H77L79 94H77V92H75ZM93 93V92H92ZM97 93V92H96ZM102 93V92H101ZM105 93V92H104ZM160 92L158 90H154L152 93H149L152 95V103L153 104H158L160 101H168V97L167 94L163 93V96L161 95H157ZM192 93V92H191ZM190 93V94H191ZM260 93V92H258ZM201 94V92H200ZM205 95V93H203ZM219 94V93H218ZM247 94V93H246ZM249 94V93H248ZM253 94V93H252ZM96 95V94H95ZM102 95V94H101ZM186 95V94H185ZM195 95V94H194ZM193 95V96H194ZM198 96L195 97L194 101H193V107L190 111V113L188 114L187 118L184 120V123L181 121L176 122V127H178V131L180 132V134L183 136L184 138V146H183V153L182 156L180 157V161H178V173L179 174V182L180 184L182 183V186L184 185V187H182L184 189V191L187 193L186 196L189 198H192L193 201L197 204L196 207L188 209L185 204H184V199L182 195H180V197L178 198H174L173 199V203H175V206L169 208L170 205H168V203H166L165 201H168L166 198V195L163 191V185L164 177L160 178L159 180L156 182L151 181V179L149 177L144 176V180L143 183L145 184V187L147 188V197L143 199L142 204L136 205L133 210L132 213H128L127 216L125 217V219L122 222V226H120V228L117 231V235L116 237H118L117 240H119L120 242L122 241L123 247L121 249H119L116 253H114V255L112 256V260L110 262V264H172V262H174V264H228V262L225 260V258H221V259H217L214 262H212L210 260L209 263L204 262L203 259L205 258H200L199 256H197V252H202L200 250H198L196 252V248L201 244H197V242L195 244H193V240L197 239L195 237L199 236L196 232L194 233V229H197V226L200 223H202L203 220H205L203 218V211L201 210L202 207V198L204 199L203 195H202V191H201V187L203 184V179H207L206 177L208 175H206L208 166L211 162V157L212 156V152L214 151V149H216L218 146H224L227 143V140L230 141L232 137V133L235 130V121L232 122H227V123H223L221 121H216L215 119H213L209 113V105L207 103V100L204 97L200 96L199 94H197ZM209 95V94H208ZM224 95V93H223ZM263 95V94H262ZM100 96V95H99ZM117 96V94H116ZM192 96V95H190ZM192 96V98H193ZM226 96V95H225ZM228 96V95H227ZM246 96V95H243ZM254 96V95H253ZM260 96V95H259ZM110 97V96H109ZM149 97V96H148ZM216 97V96H215ZM218 97V96H217ZM221 97V96H220ZM223 97V96H222ZM231 97V96H230ZM248 97V96H247ZM264 97V95H263ZM98 98V97H97ZM129 98V97H127ZM126 98V99H127ZM186 98V97H185ZM213 98V97H212ZM254 98V97H253ZM85 99V98H84ZM88 99V98H86ZM99 99V98H98ZM97 99V100H98ZM118 99V97H117ZM135 99V97L133 96V100ZM141 99V98H140ZM146 99V98H145ZM149 99V98H148ZM190 99V98H188ZM260 99V98H259ZM89 100V99H88ZM93 101V99H91ZM90 100V101H91ZM119 100V99H118ZM251 100V99H250ZM146 101V100H145ZM190 101V100H189ZM252 101V100H251ZM108 102V101H107ZM133 102V101H132ZM139 102V101H138ZM142 103V101H140ZM180 102V101H179ZM253 102V101H252ZM100 104V102H98ZM103 103V102H102ZM127 100L124 103L125 107L127 105ZM149 103V102H147ZM177 103V102H175ZM247 103H250L247 102ZM259 103V102H258ZM263 103V102H262ZM28 104H30V106L34 109H39L40 111H42L47 117L50 116V113L53 110H57L60 106H61V102L59 101L58 98L52 96L47 89H44L43 92L36 94L33 98H31V100L28 101ZM105 104V103H103ZM121 105V102L119 103ZM150 104V103H149ZM225 104V103H224ZM255 104V103H254ZM90 105V104H89ZM98 105V104H97ZM101 105V104H100ZM107 105V104H105ZM123 105V104H122ZM142 105V104H141ZM163 105V104H162ZM181 105V104H180ZM217 105V104H216ZM232 106V104H230ZM247 105V104H246ZM263 105V104H262ZM261 105V106H262ZM118 106V105H116ZM138 106V105H137ZM151 106V105H150ZM161 106V104H160ZM159 106V108H160ZM244 106V105H243ZM242 106V107H243ZM248 106V105H247ZM246 106V107H247ZM251 106V104H250ZM254 106V105H252ZM70 107V106H69ZM104 107V106H103ZM102 107V108H103ZM122 107V106H121ZM142 107V106H141ZM145 107V106H143ZM142 107V108H143ZM148 107V106H146ZM181 107V106H179ZM225 105L223 104H218V110L219 109H225ZM238 107V105H237ZM245 107V106H244ZM243 107V109H244ZM115 108V107H114ZM149 108V107H148ZM189 108V107H188ZM187 108V109H188ZM251 107H249L250 109ZM264 108V106L262 107V109ZM19 109V108H17ZM140 109V108H139ZM230 109V108H229ZM242 109V110H243ZM256 109V107L254 108ZM20 110V109H19ZM143 110V109H142ZM151 110V109H150ZM153 110V109H152ZM156 110V109H155ZM216 110V111H218ZM251 110V109H250ZM260 110V108H259ZM103 111V109H102ZM101 111V112H102ZM120 111V110H118ZM246 111V110H245ZM249 111V110H248ZM252 111V110H251ZM263 111V110H262ZM261 111V112H262ZM14 112H16L14 110ZM18 112V111H17ZM16 112V113H17ZM250 112V111H249ZM248 112V113H249ZM157 113V110H156ZM234 113V112H233ZM232 113V114H233ZM247 113V114H248ZM257 113V112H256ZM158 114V113H157ZM251 114V113H250ZM259 114V113H258ZM105 115V114H104ZM140 115V114H139ZM150 115V114H149ZM229 115V114H228ZM249 115V114H248ZM257 115V114H256ZM102 117V115H99ZM129 116V115H128ZM133 116V115H132ZM154 116V115H153ZM246 116V115H245ZM44 117V116H43ZM42 117V119H44ZM116 117V116H115ZM147 117V116H146ZM145 117V118H146ZM151 117V116H150ZM157 117V116H156ZM221 117V116H220ZM219 117V118H220ZM226 117V116H225ZM243 117V116H242ZM103 118V117H102ZM101 118V119H102ZM120 118V117H119ZM215 118V117H214ZM230 118V117H229ZM251 118V117H249ZM254 117H252L253 119ZM93 119V118H92ZM91 119V120H92ZM100 119V120H101ZM133 119V118H130ZM137 119V118H136ZM157 119V118H156ZM242 119V118H241ZM118 120V119H116ZM251 120V119H250ZM254 120V119H253ZM263 120V119H262ZM104 121V118H103ZM106 121V119H105ZM149 121V120H148ZM157 121V120H156ZM224 121V120H223ZM249 121V119H248ZM256 121V120H255ZM100 122V121H99ZM143 122V121H142ZM150 122V121H149ZM154 122V121H153ZM239 122V121H238ZM245 122H247V120L245 119ZM257 122V121H256ZM108 123V122H107ZM120 123V122H119ZM178 123V124H177ZM240 123V122H239ZM254 123V122H253ZM8 124V123H7ZM121 124V123H120ZM135 124V123H134ZM155 124V122L153 123ZM158 124V121L157 123ZM165 124V122H164ZM175 124V123H174ZM173 124V125H174ZM246 124V123H245ZM263 124V123H261ZM259 124V125H261ZM98 125V124H97ZM107 126H109L108 124H106ZM105 125V127H106ZM124 125V124H123ZM136 125V124H135ZM135 125H133V127H135ZM145 125V123H144ZM147 125V124H146ZM172 125V126H173ZM252 125V124H251ZM258 125V124H257ZM256 125V126H257ZM101 126V125H100ZM149 126V125H147ZM154 126V125H153ZM159 127V125H157ZM245 126V125H244ZM139 127V126H136ZM142 127V126H141ZM246 127V126H245ZM251 127V126H250ZM37 128V127H36ZM107 128V127H106ZM256 128V127H255ZM105 129V128H104ZM115 129V128H114ZM137 129V128H136ZM145 129V128H144ZM149 129V128H148ZM238 129V128H237ZM244 129V128H243ZM161 130V129H159ZM169 130V129H168ZM85 131V130H84ZM116 131V129H115ZM122 131V130H121ZM131 131V129H130ZM135 131V128H134ZM133 131V132H134ZM139 131V130H137ZM146 131V130H143ZM238 131V130H237ZM248 131V130H247ZM257 131V130H256ZM261 131V130H260ZM20 132V131H19ZM114 132V131H113ZM112 132V133H113ZM136 132V131H135ZM173 132V131H172ZM258 132V131H257ZM255 132V133H257ZM104 133V131L102 132ZM160 133V131H159ZM238 132H236L237 135ZM250 133V132H248ZM254 133V132H253ZM6 134V133H5ZM15 134V133H14ZM13 134V135H14ZM32 134V133H31ZM121 134V133H120ZM134 134V133H133ZM171 134V132H170ZM169 134V135H170ZM239 134V133H238ZM242 134V133H241ZM259 134V133H257ZM4 134H2L3 136ZM93 135V134H91ZM101 135V134H100ZM147 135V134H145ZM156 135V134H155ZM251 134H248L247 136H249ZM48 136V135H47ZM65 136V135H64ZM99 136V135H98ZM102 136V135H101ZM108 136V135H107ZM132 136V135H130ZM152 136V135H151ZM160 136V135H159ZM246 136V135H245ZM246 136V137H247ZM97 137V136H96ZM95 137V138H96ZM117 137V136H116ZM150 136L148 135V138ZM154 137V136H152ZM238 137V136H237ZM252 137V135H251ZM257 137V136H256ZM255 137V138H256ZM3 138V137H2ZM92 138L94 139V137L92 136ZM119 138V137H118ZM145 138V137H144ZM156 138V137H155ZM166 138V137H165ZM169 138V136H168ZM240 138V136L238 137ZM237 138V139H238ZM254 138V139H255ZM264 138V137H262ZM4 139V138H3ZM100 139V138H99ZM147 139V138H145ZM144 139V140H145ZM151 139V138H150ZM154 139V138H153ZM152 139V140H153ZM161 139V138H159ZM95 140V139H94ZM157 140V139H156ZM164 140V139H163ZM161 140V141H163ZM170 140V139H169ZM167 140V141H169ZM235 140V139H234ZM244 140V139H242ZM249 140V139H248ZM257 140V138H256ZM5 141V140H4ZM92 141V140H91ZM127 141V140H126ZM148 141V140H147ZM158 141V140H157ZM172 141V140H171ZM245 141V140H244ZM243 141V142H244ZM24 142V141H23ZM77 142V141H76ZM97 142V141H95ZM155 142V141H154ZM166 142V140H165ZM164 142V145H165ZM177 142V141H176ZM237 142V140H236ZM242 142V141H241ZM247 142V141H245ZM252 142V141H251ZM258 142V141H257ZM102 143V142H101ZM148 143V142H147ZM153 143V142H152ZM156 143V142H155ZM170 143V142H168ZM172 143V142H171ZM170 143V145H171ZM119 144V143H118ZM117 144V145H118ZM129 144V143H127ZM158 144V142L156 143ZM160 144V141H159ZM162 144V143H161ZM228 144V143H227ZM246 144V143H245ZM93 145V144H92ZM95 145V144H94ZM93 145V146H94ZM100 145V144H99ZM167 145V144H166ZM165 145V146H166ZM181 145V144H179ZM28 146V145H27ZM103 146V145H102ZM248 146V145H247ZM101 147V146H99ZM119 147V146H118ZM124 147V146H123ZM161 147H163L161 145ZM170 147V146H169ZM180 147V146H179ZM74 148V147H73ZM83 148V146H82ZM94 148V147H93ZM96 148V147H95ZM98 148V147H97ZM113 148V147H112ZM221 148V147H220ZM249 148V147H248ZM85 149V148H84ZM92 149V148H91ZM229 149V148H228ZM69 150V149H68ZM74 150H76V148H74ZM95 150V149H94ZM101 150V149H99ZM98 150V151H99ZM125 150V149H124ZM232 150V149H231ZM82 151V149L80 150ZM93 151V150H92ZM111 151V150H110ZM167 151V150H166ZM224 151V149H223ZM250 151V149H249ZM247 151V153L249 152ZM263 152V150H261ZM69 152V151H67ZM71 152V150H70ZM122 152V151H121ZM180 152V151H179ZM236 152V151H235ZM254 152V151H253ZM78 153V152H77ZM76 153V154H77ZM96 154V152H94ZM114 153V152H113ZM165 153L167 154V152H162V150L160 152H158V150L155 148V146L153 145L151 148L146 145V147L144 146H136L135 148H133L130 151V154L128 156V161L132 162L134 164V167L140 168L141 171L144 173H148L149 172H155L158 175H162L165 165ZM241 153V152H240ZM239 153V154H240ZM60 154V153H59ZM91 154V153H90ZM109 154V153H107ZM115 154V153H114ZM172 154V153H171ZM174 154V153H173ZM173 154L169 157L171 158L173 156ZM252 154V153H250ZM255 154V153H254ZM73 155V154H72ZM214 155V154H213ZM217 155V154H216ZM233 155V154H232ZM247 155V154H246ZM70 157V155H68ZM76 156V155H75ZM84 156V155H83ZM86 156V154H85ZM89 156V155H88ZM92 156V155H91ZM106 156V155H105ZM103 154V158L105 157ZM122 156V155H121ZM168 156V154H167ZM235 156V155H234ZM250 156V155H249ZM257 156H259L257 154ZM60 157V156H59ZM66 157V156H65ZM102 157V156H101ZM113 157V156H112ZM111 157V158H112ZM115 157V156H114ZM21 158V157H20ZM84 158V157H83ZM88 158V157H87ZM102 158V159H103ZM174 158V157H173ZM176 158V157H175ZM243 158V157H242ZM252 158V157H251ZM256 158V157H255ZM254 158V159H255ZM58 159V158H56ZM110 159V158H109ZM114 159V158H113ZM217 159V158H216ZM215 159V160H216ZM221 159V158H220ZM59 160V159H58ZM57 160V161H58ZM107 160V159H106ZM169 160V159H168ZM215 160L213 162H215ZM222 160V159H221ZM252 160V159H251ZM56 161V160H55ZM80 161V160H79ZM91 161V160H90ZM96 161V160H95ZM109 161V160H107ZM113 161V160H112ZM176 161V160H175ZM218 161V159H217ZM12 156L11 153L7 154L5 148L0 147V180H3V177L5 179L4 174L6 172H10L8 170L10 165H12ZM49 162V161H48ZM102 162V161H101ZM120 162V161H119ZM225 162V161H224ZM222 162V164L224 163ZM227 162V161H226ZM231 162V161H228ZM19 163V161H18ZM31 163V162H30ZM59 163V162H58ZM111 163V162H109ZM167 163V162H166ZM176 163V162H175ZM220 163V162H219ZM245 163V162H244ZM253 163V162H252ZM69 164V163H68ZM76 164V163H75ZM88 164V162H87ZM92 164V163H91ZM90 164V165H91ZM217 164V163H216ZM215 164V165H216ZM72 165V164H71ZM74 165V164H73ZM84 165V164H82ZM106 165V163H105ZM105 165H103V167H105ZM123 165V164H122ZM119 165L118 166H122ZM175 165V164H174ZM214 165V166H215ZM220 165V164H219ZM243 165V163H242ZM263 165V164H262ZM36 166V165H35ZM58 166V164H57ZM63 166H65L63 164ZM98 166V165H97ZM96 166V167H97ZM109 166V165H108ZM111 166V165H110ZM227 163H226V167H227ZM249 166V165H248ZM53 167V166H52ZM75 167V166H74ZM173 167V166H172ZM234 167V166H233ZM237 167V166H236ZM255 167V166H254ZM264 167V166H263ZM262 167V168H263ZM73 168V167H72ZM76 168V167H75ZM84 168V167H83ZM100 168H102V166H100ZM98 168V169H100ZM106 168V167H105ZM123 168V167H122ZM168 168V167H166ZM216 168V167H215ZM218 168V167H217ZM232 168V167H231ZM250 168V167H249ZM256 168V167H255ZM58 169V168H57ZM56 169V170H57ZM66 169V168H63ZM87 169V168H86ZM96 169V168H95ZM111 169V168H110ZM177 169V168H176ZM243 169V168H241ZM245 169V168H244ZM247 169V168H246ZM245 169V170H246ZM35 170V169H34ZM74 170V169H73ZM104 170V169H101ZM106 170V169H105ZM108 170V169H107ZM124 170V168H123ZM131 170V169H130ZM138 170V169H137ZM136 170V171H137ZM214 171V169H212ZM235 170V167L234 169ZM238 170V168H237ZM236 170V171H237ZM33 171V170H32ZM63 172V170H61ZM65 171V170H64ZM97 171V169H96ZM100 171V170H99ZM148 171V172H147ZM209 171V170H208ZM230 171V170H229ZM228 171V172H229ZM253 171V170H252ZM251 171V173H252ZM12 172V171H11ZM14 172V171H13ZM24 172V170H23ZM55 172V170H54ZM60 172V171H59ZM106 172V171H105ZM110 172V171H109ZM132 172V171H130ZM135 172V171H134ZM139 173H142L140 171H138ZM176 172V171H175ZM215 172V171H214ZM217 172H222L220 170H218ZM235 172V171H234ZM264 172V171H263ZM56 173V172H55ZM61 173V172H60ZM94 173L96 174V172L94 171ZM98 173V171H97ZM108 173V172H107ZM142 173V174H143ZM145 173V174H146ZM166 173V172H164ZM209 173V172H207ZM211 173V171H210ZM231 173V171L229 172ZM250 173V172H249ZM261 173V172H260ZM17 174H19V172L17 171ZM57 174V173H56ZM79 174V173H78ZM102 174V173H101ZM128 174V173H127ZM131 174V173H130ZM129 174V175H130ZM136 174H138L136 172ZM148 174H146L148 176ZM214 174V173H212ZM218 174V173H217ZM220 174V173H219ZM245 174V172H244ZM259 174V173H257ZM7 175V174H6ZM89 175V174H87ZM99 175V174H98ZM127 175L129 178L130 176ZM133 175L135 176V174L133 173ZM150 175V174H149ZM206 175V176H205ZM216 175V172H215ZM262 175V174H261ZM101 176V175H99ZM104 176V173H103ZM124 176V174H123ZM132 176V174H131ZM137 176V175H136ZM135 176V177H136ZM140 176V175H138ZM155 176V174H154ZM169 176V175H168ZM211 176V174H210ZM220 176V175H218ZM217 176V177H218ZM225 176V175H223ZM227 176V175H226ZM229 176V175H228ZM243 176V175H242ZM22 177V175H21ZM96 177L95 175L89 178H93ZM158 177V176H157ZM175 177V176H174ZM213 177V176H212ZM231 177V176H230ZM244 177V176H243ZM259 177V176H256ZM261 177V176H260ZM48 178V177H47ZM105 178V177H104ZM107 178V177H106ZM128 178V179H129ZM139 178V177H138ZM142 178V177H141ZM140 178V179H141ZM156 178V176H155ZM211 177H209L210 179ZM229 178V177H228ZM227 178V179H228ZM263 178V177H261ZM98 179V177H97ZM102 179V177H101ZM134 179V178H133ZM132 179V180H133ZM173 179V178H172ZM216 179V178H215ZM220 179V178H219ZM89 180V179H88ZM92 181V179H90ZM99 180V179H98ZM97 180V181H98ZM104 180V179H103ZM102 180V181H103ZM106 180V179H105ZM104 180V182H105ZM166 180V179H165ZM212 180V179H210ZM208 180V181H210ZM262 181V179H260ZM6 181V180H5ZM81 181V180H80ZM94 181V180H93ZM92 181V182H93ZM136 181V180H135ZM138 181V180H137ZM206 181V180H204ZM232 181V179H231ZM1 182V181H0ZM4 182V181H2ZM7 182V181H6ZM31 182V181H30ZM142 182V181H140ZM213 182V181H212ZM57 183V182H56ZM61 183V182H60ZM64 183V182H62ZM102 183V182H101ZM100 183V185H101ZM133 183V182H132ZM139 183V181H138ZM174 183V182H173ZM211 183V182H210ZM1 184V183H0ZM32 184V183H31ZM111 184V183H110ZM131 184V183H130ZM129 184V185H130ZM143 184V186H144ZM226 184V183H225ZM247 184V183H246ZM7 185V184H6ZM52 185V184H51ZM218 185V183H217ZM220 185V184H219ZM218 185V186H219ZM259 185V184H258ZM1 186V185H0ZM113 186V185H112ZM111 186V187H112ZM118 186V185H117ZM169 186V185H168ZM167 186V187H168ZM222 186V184H221ZM229 186V185H228ZM241 186V184H240ZM254 186V185H253ZM3 186H1L2 188ZM5 187V185H4ZM62 187V186H61ZM95 187V186H94ZM133 189V184L132 186ZM140 187H142V185H140ZM220 187V186H219ZM232 187V186H231ZM234 187V186H233ZM29 188V187H28ZM119 188V187H118ZM206 188V187H205ZM204 188V189H205ZM208 188V187H207ZM206 188V189H207ZM211 188V187H210ZM223 188V186L221 187ZM228 188V187H226ZM230 188V187H229ZM235 188V187H234ZM242 188V186H241ZM54 189V188H53ZM60 189V188H59ZM89 189V187H88ZM93 189V187H92ZM111 189V188H110ZM114 189V188H113ZM113 189L112 192L114 191ZM127 189V188H126ZM136 189V187H135ZM203 189V190H204ZM205 189V190H206ZM218 189V188H217ZM216 189V191H217ZM250 189V187H249ZM263 189V188H262ZM6 190V189H5ZM119 190V189H118ZM134 190V189H133ZM132 190V191H133ZM140 190V189H138ZM210 190V189H209ZM225 190V189H224ZM234 190V189H233ZM251 190V189H250ZM87 191V187L85 185L79 184V182L72 184L68 187V189L64 190V191H56L54 190L53 192L50 191L47 196V202L45 203V205L47 207H49V209L51 210V213H60V214H64L65 215V220L66 219H73V214L74 210L71 209V202L72 201H80L83 202L84 198L79 200L80 197H82L83 193L85 194V192ZM89 191V190H88ZM91 191V188H90ZM89 191V192H90ZM105 191V190H104ZM116 191V190H115ZM124 191H128L125 190ZM167 191V190H166ZM183 191V190H182ZM181 191V193H182ZM208 191V190H207ZM212 191V190H210ZM223 191V190H221ZM231 191V189H230ZM245 191V190H244ZM92 192V191H91ZM90 192V193H91ZM108 192V191H107ZM121 192H123V190H121ZM120 192V193H121ZM125 192V193H126ZM129 192V191H128ZM214 192V191H213ZM212 192V193H213ZM220 192V191H219ZM229 192V189L228 191ZM240 192V191H239ZM102 193V192H101ZM104 193V192H103ZM206 191L203 193L205 194ZM234 193V191H233ZM241 193V192H240ZM111 194V193H110ZM110 194L108 195V198L110 196ZM117 194V193H116ZM122 194V193H121ZM124 194V193H123ZM130 194V193H129ZM209 194V193H208ZM218 194V192L216 193ZM221 194V193H220ZM228 194V193H227ZM226 194V195H227ZM235 194V193H234ZM125 195V194H124ZM122 195V196H124ZM128 195V194H127ZM136 195V194H135ZM185 195V194H184ZM206 195V194H205ZM204 195V196H205ZM229 195V194H228ZM239 195V194H238ZM237 195V196H238ZM242 195V194H241ZM249 195V194H248ZM258 195V194H257ZM14 196V195H13ZM112 196V194H111ZM117 196V195H115ZM130 196V195H129ZM220 196V195H219ZM240 196V195H239ZM243 196V195H242ZM245 196V195H244ZM264 196V195H263ZM12 197V196H11ZM107 196L102 195V199L105 198ZM113 197V196H112ZM120 197V196H119ZM168 197V196H167ZM182 197V198H181ZM212 197V196H211ZM5 198V197H4ZM18 198V197H17ZM90 198V197H89ZM114 198V197H113ZM134 198V197H133ZM142 198V197H141ZM210 198V197H209ZM229 198V197H227ZM242 198V197H241ZM3 199V198H2ZM12 199V198H11ZM44 199V198H43ZM87 198H85L86 200ZM122 199H126V198H122ZM131 201L134 202V200H132V198H130ZM222 200V197L220 198ZM238 199V198H237ZM245 199V198H243ZM13 200V199H12ZM18 200V199H17ZM46 200V198H45ZM110 200V199H109ZM116 200V199H114ZM113 200V202H114ZM121 200V199H120ZM119 200V201H120ZM137 200V199H135ZM191 200V199H190ZM189 200V201H190ZM209 200V199H208ZM215 199L209 200V201H214ZM224 200V199H223ZM222 200V201H223ZM75 201V202H76ZM140 202V200H138ZM235 201V200H234ZM10 202V201H9ZM45 202V201H43ZM116 202V201H115ZM126 202V201H125ZM129 202V201H127ZM126 202V203H127ZM136 202V201H135ZM171 202V199H170ZM209 202V203H211ZM216 202V201H215ZM214 202V204H215ZM218 202V201H217ZM226 202V201H225ZM223 202V203H225ZM78 203V202H77ZM76 203V204H77ZM118 203V201H117ZM116 203V204H117ZM124 203V204H126ZM192 203V202H191ZM202 203V204H201ZM208 203V204H209ZM213 203V202H212ZM228 203V202H227ZM231 203V202H230ZM2 204V203H1ZM74 204V203H73ZM79 204V203H78ZM83 204V203H82ZM80 204V205H82ZM133 204V203H132ZM212 204V205H214ZM218 204V203H217ZM118 205V204H117ZM173 205V204H172ZM191 205V204H190ZM193 205V204H192ZM204 205V204H203ZM223 205V204H222ZM229 205V204H228ZM1 206V205H0ZM5 206V205H4ZM21 206V205H20ZM127 207V204L125 205ZM129 206V204H128ZM195 206V204H194ZM207 206V205H206ZM210 206V204H209ZM45 207V208H47ZM78 206H76L77 208ZM83 207V206H81ZM123 207V206H122ZM125 207V208H126ZM131 207V206H129ZM189 207V206H188ZM191 207V206H190ZM216 207V206H215ZM219 207V206H218ZM227 207V206H226ZM249 207V205H248ZM253 207V206H252ZM32 208V207H31ZM75 208V207H73ZM123 208V209H125ZM212 207H210L211 209ZM225 208V205H224ZM231 209V207H229ZM245 208V207H243ZM48 209V210H49ZM113 209V208H112ZM118 209V208H117ZM116 209V210H117ZM128 209V208H127ZM126 209V210H127ZM209 209V208H208ZM206 209V211L208 210ZM209 209V210H210ZM214 209V208H212ZM216 209V208H215ZM215 209L212 211L214 212ZM229 209V211H230ZM2 210V209H1ZM125 210V211H126ZM223 210V209H222ZM232 210V209H231ZM36 211V210H35ZM44 210L42 209V212ZM76 211V210H75ZM131 211V209H130ZM221 211V209H220ZM219 211V213H220ZM234 211V210H232ZM17 212V211H16ZM84 212V211H82ZM223 212V211H222ZM221 212V213H222ZM235 212V211H234ZM243 212V210H242ZM251 212V211H250ZM119 213V212H118ZM117 213V214H118ZM126 213V212H125ZM211 213V211H210ZM218 213V214H219ZM220 213V214H221ZM15 214V213H14ZM30 214V213H29ZM78 214V213H77ZM212 214V213H211ZM252 214V213H251ZM23 215V214H22ZM49 215V214H48ZM56 215V214H55ZM63 215V216H64ZM82 215V214H81ZM108 215V214H107ZM126 215V214H125ZM124 215V216H125ZM226 215V214H225ZM230 215V212H229ZM228 215V216H229ZM30 216V215H29ZM62 216V217H63ZM121 216V215H120ZM206 218V215H204ZM227 216V218L229 219V217ZM235 216V213L234 215ZM250 216V215H249ZM59 217V216H57ZM61 217V216H60ZM118 217V216H117ZM213 217V216H212ZM236 217V216H235ZM234 217V218H235ZM49 218V217H48ZM108 218V216H107ZM124 218V217H123ZM210 218V217H209ZM216 218V216H215ZM225 218V216H224ZM56 219V218H55ZM223 219V218H220ZM227 219V221H228ZM43 220V219H42ZM109 220V219H108ZM210 219H207V221ZM215 220V219H212ZM219 220V219H218ZM233 220V219H232ZM231 220V221H232ZM249 220V219H248ZM11 221V220H10ZM58 221V220H57ZM77 221V220H76ZM110 221V220H109ZM115 221V220H114ZM121 221V220H120ZM225 221V220H224ZM64 222V221H63ZM69 222V221H68ZM72 222V221H71ZM204 222V221H203ZM211 222V220H210ZM216 222V221H215ZM220 222V221H219ZM26 223V222H25ZM70 223V222H69ZM109 223V222H108ZM114 223V222H113ZM112 223V224H113ZM117 223V222H116ZM6 224V223H5ZM78 224V223H77ZM111 224V223H109ZM212 224V223H211ZM218 224V223H217ZM216 224V225H217ZM222 224V223H221ZM228 224V222H227ZM235 224V223H234ZM8 225V224H7ZM40 225V224H39ZM59 225V223H58ZM80 225V224H79ZM115 225V224H114ZM120 225V223H119ZM197 225V226H196ZM214 225V226H216ZM229 225V224H228ZM19 226V224H18ZM49 226V225H48ZM77 226V225H76ZM75 226V227H76ZM203 226V223H202ZM219 226V225H218ZM217 226V227H218ZM223 226V225H222ZM230 226V225H229ZM228 226V227H229ZM232 226V225H231ZM239 226V225H238ZM32 227V226H31ZM34 227V225H33ZM80 227V226H79ZM78 227V228H79ZM221 227V226H220ZM4 228V226H3ZM21 228V227H19ZM62 228V226H61ZM77 228V227H76ZM112 228V227H111ZM109 228V229H111ZM115 228V227H114ZM113 228V229H114ZM210 229L207 225L206 228L204 227V229ZM230 228V227H229ZM238 228V227H237ZM71 229V228H70ZM80 229V228H79ZM116 229V228H115ZM212 229V227H211ZM216 229V228H215ZM221 229V228H220ZM231 229V228H230ZM10 230V229H9ZM18 230V229H17ZM50 230V229H49ZM60 230V229H59ZM201 230V229H200ZM223 230V229H222ZM222 230H217L219 231V233ZM54 231V230H53ZM64 231V229H63ZM107 231V230H106ZM216 231V230H215ZM216 231V232H217ZM230 231V230H229ZM233 231V228L231 229V232ZM36 232V231H34ZM33 232V233H34ZM57 232V231H56ZM61 232V231H60ZM75 232V231H74ZM80 232V231H79ZM102 232V231H101ZM199 232V231H198ZM204 232V231H203ZM209 232V231H208ZM214 232V231H213ZM212 232V233H213ZM224 232V230H223ZM223 232L220 233L223 234ZM230 232V233H231ZM235 232V230H234ZM238 232V231H237ZM38 233V232H37ZM52 233V232H51ZM49 233V234H51ZM105 233V232H104ZM115 233V232H114ZM215 233V232H214ZM218 233V234H219ZM229 233V234H230ZM2 234V233H0ZM19 234V233H18ZM54 234H58V233H53ZM71 234V233H70ZM75 234V233H74ZM85 234V233H84ZM195 234V236H194ZM197 234V236H196ZM208 234V233H207ZM244 234V233H243ZM242 234V236H243ZM11 235V234H10ZM62 235V234H61ZM114 235V234H113ZM231 235V234H230ZM246 235V234H244ZM25 236V235H24ZM35 236V233H34ZM109 236V235H108ZM111 236V235H110ZM204 236V235H203ZM263 236V234H262ZM37 237V235H36ZM54 237V236H53ZM59 237V236H58ZM70 237V236H69ZM73 237V236H72ZM75 237V236H74ZM79 237L76 240H79ZM115 237V239H116ZM211 237V236H210ZM216 237V236H215ZM239 237V236H238ZM244 237V236H243ZM39 238V237H38ZM44 238V237H43ZM63 238V237H62ZM107 238V237H106ZM111 238V237H110ZM195 238V239H194ZM217 238V242H220V237H216ZM223 238V236H222ZM234 238V237H233ZM232 238V239H233ZM24 239V238H23ZM35 239V238H33ZM49 239V238H48ZM59 239V238H58ZM64 239V238H63ZM103 239V238H102ZM203 239V238H202ZM231 239V236L230 238ZM1 240V239H0ZM36 240V239H35ZM43 240V239H42ZM41 240V241H42ZM47 240V238H46ZM65 240V239H64ZM63 240V241H64ZM75 240V241H76ZM82 240V239H81ZM106 240V239H105ZM109 240V239H108ZM237 240V239H236ZM240 240V239H239ZM254 240V239H252ZM259 240V239H258ZM17 241V240H16ZM21 241V239H20ZM50 241V240H48ZM47 241V242H48ZM53 241V240H51ZM67 241V239H66ZM64 241V242H66ZM84 241V240H83ZM82 241V242H83ZM98 241V240H96ZM196 241V240H195ZM194 241V242H195ZM209 241V240H208ZM222 241V240H221ZM232 241V240H231ZM34 242V241H33ZM39 242V241H38ZM61 242V241H60ZM74 242V241H73ZM80 242V240H79ZM78 242V243H79ZM85 242V241H84ZM200 242V241H199ZM234 242V241H233ZM253 242V241H252ZM255 242V241H254ZM260 242V241H259ZM12 243V242H11ZM40 243V242H39ZM70 243V242H69ZM103 243V242H102ZM105 243V241H104ZM107 243V242H106ZM112 243V242H111ZM235 243V242H234ZM249 243V241H248ZM262 243V242H260ZM1 244V243H0ZM16 244V243H15ZM59 245L62 243H58ZM71 244V243H70ZM74 244V243H73ZM76 244V243H75ZM74 244V245H75ZM82 244V243H81ZM80 244V245H81ZM89 244V243H88ZM97 244V243H96ZM115 244V243H114ZM118 244V241H117ZM120 244V243H119ZM229 244V243H228ZM231 244V243H230ZM229 244V245H230ZM240 244V243H239ZM245 244V243H244ZM6 245V244H4ZM29 245V244H28ZM35 245V244H34ZM44 245V244H43ZM63 245V244H62ZM67 245V244H66ZM84 245V244H83ZM82 245V246H83ZM92 245V244H91ZM103 245V244H102ZM113 245V244H112ZM120 245V246H121ZM198 245V246H197ZM204 245V244H203ZM211 245V244H209ZM243 245V244H242ZM258 245L260 246V244L258 243ZM25 246V244H24ZM39 246V245H38ZM116 246V245H115ZM114 246V247H115ZM194 246V247H193ZM199 246V247H200ZM206 246V245H205ZM241 246V245H240ZM251 246V245H250ZM250 246L249 249H250ZM57 247V246H56ZM56 247L54 249H56ZM64 247L66 248V246L64 245ZM72 247V246H71ZM90 247V246H89ZM117 247V246H116ZM119 247V246H118ZM212 247V245H211ZM228 247V246H226ZM244 247V246H243ZM247 247V246H246ZM262 247V245H261ZM12 248V247H11ZM21 248V247H20ZM19 248V249H20ZM36 248V247H35ZM43 248V247H42ZM73 248V247H72ZM71 248V249H72ZM76 248V247H75ZM110 248V247H109ZM202 248V247H201ZM200 248V249H201ZM206 248V247H205ZM204 248V249H205ZM218 249H221L219 247H217ZM257 248V247H256ZM255 248V249H256ZM32 249V248H31ZM34 249V248H33ZM32 249V250H33ZM46 249V248H45ZM59 249V248H58ZM61 249V248H60ZM68 249V247H67ZM70 249V250H71ZM85 249V247H84ZM91 249V248H90ZM99 249V247H98ZM105 249V248H103ZM115 250V248H113ZM204 249H202L203 251H205ZM239 249V248H237ZM254 249V248H252ZM263 249V248H261ZM18 250V249H17ZM16 250V252H17ZM63 250V249H62ZM112 250V249H111ZM217 250V249H216ZM235 250V249H234ZM242 250V249H240ZM244 250V248H243ZM246 250H248L246 248ZM251 250V249H250ZM260 252V249H258ZM15 251V250H14ZM12 251V252H14ZM31 251V250H30ZM74 251V249H73ZM83 251V250H82ZM113 251V250H112ZM165 251V253H164ZM177 251V252H176ZM219 251V250H218ZM226 253L227 250L225 249ZM237 252H239L238 250H236ZM3 252V251H2ZM53 252V251H52ZM62 251H60L61 253ZM67 252V251H66ZM70 252V251H69ZM206 252V251H205ZM224 252V251H223ZM242 252V251H241ZM249 252V251H248ZM258 252V251H256ZM258 252V253H259ZM264 252V250H263ZM24 253V252H23ZM71 253V252H70ZM83 253V252H82ZM102 253V252H101ZM231 253V252H230ZM234 253V252H232ZM231 253V256H232ZM244 253V251H243ZM21 254V253H20ZM32 254V252H31ZM62 254V253H61ZM72 254V253H71ZM106 254V253H104ZM168 254V255H167ZM202 254V253H201ZM217 254V252H216ZM215 254V255H216ZM238 255V253H236ZM239 254H241L239 252ZM247 254V252H246ZM245 254V255H246ZM250 254V253H249ZM253 254V253H252ZM257 254V253H256ZM5 255V254H4ZM7 255V253H6ZM73 255V254H72ZM80 255V254H79ZM78 255V256H79ZM111 255V254H109ZM213 255V253L211 254ZM210 255V256H211ZM220 256L222 254H219ZM229 255V254H228ZM227 255V256H228ZM248 255V254H247ZM260 255V254H258ZM13 256V255H12ZM55 256V255H54ZM77 256V255H76ZM81 256V255H80ZM167 256L168 259H166L165 257ZM202 256V255H201ZM203 256H205V254H203ZM218 256V255H217ZM226 256V254H225ZM242 256V255H241ZM250 256V255H249ZM254 256V255H253ZM9 257V256H8ZM29 257V255H28ZM45 257V256H44ZM50 257V254H49ZM56 257V256H55ZM63 257V256H62ZM68 257V256H66ZM84 257V255H83ZM98 257V256H97ZM96 257V258H97ZM109 257V256H108ZM107 257V258H108ZM219 257V256H218ZM222 257V256H221ZM256 257V256H255ZM42 258V257H41ZM65 258V257H64ZM69 258V257H68ZM85 258V257H84ZM93 258V257H92ZM104 258V257H103ZM102 258V259H103ZM209 258V257H208ZM213 258V256L211 257ZM236 258V257H235ZM234 258V259H235ZM247 258V257H245ZM253 258V257H252ZM252 258H250V261L252 262L253 260H251ZM262 258V257H261ZM25 259V258H24ZM52 259V258H51ZM57 259V258H56ZM63 259V258H62ZM61 259V260H62ZM75 259V258H74ZM73 259V260H74ZM95 259V258H94ZM238 260L240 258H237ZM256 259V258H255ZM43 260V259H42ZM99 260V259H98ZM214 260V258H213ZM242 260V259H240ZM25 261V260H24ZM34 261V260H32ZM40 261V260H39ZM56 261V260H55ZM59 260H57L58 262ZM69 261V260H68ZM84 261V260H83ZM109 261V259H108ZM234 261V260H233ZM237 261V260H236ZM1 262V261H0ZM15 262V260H14ZM23 262V261H21ZM43 262V261H42ZM62 262V261H61ZM60 262V263H61ZM75 262V261H74ZM87 262V261H86ZM241 262V261H240ZM243 262V261H242ZM247 262V261H246ZM3 263V262H2ZM11 263V262H10ZM32 263V262H31ZM46 263V261H45ZM83 263V262H82ZM91 263V262H90ZM98 263V262H97ZM104 263V262H103ZM237 263V262H236ZM30 264V263H29ZM66 264V263H65ZM72 264V263H71ZM85 264V263H84ZM87 264V263H86ZM92 264V263H91ZM105 264V263H104ZM232 264V263H231ZM241 264V263H240ZM243 264V263H242ZM259 264V263H258Z\"/></svg>",
  "mask_w": 264,
  "mask_h": 264
}]
</instances>
